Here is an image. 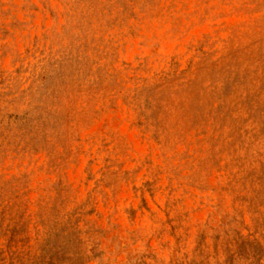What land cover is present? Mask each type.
<instances>
[{
  "label": "rangeland",
  "instance_id": "obj_1",
  "mask_svg": "<svg viewBox=\"0 0 264 264\" xmlns=\"http://www.w3.org/2000/svg\"><path fill=\"white\" fill-rule=\"evenodd\" d=\"M0 264H264V0H0Z\"/></svg>",
  "mask_w": 264,
  "mask_h": 264
}]
</instances>
